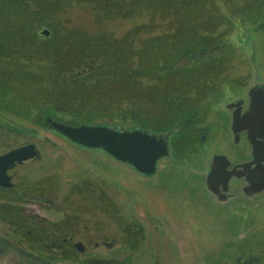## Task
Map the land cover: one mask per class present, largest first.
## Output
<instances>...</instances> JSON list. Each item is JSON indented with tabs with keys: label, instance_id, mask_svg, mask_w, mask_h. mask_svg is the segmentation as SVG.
<instances>
[{
	"label": "rangeland",
	"instance_id": "1",
	"mask_svg": "<svg viewBox=\"0 0 264 264\" xmlns=\"http://www.w3.org/2000/svg\"><path fill=\"white\" fill-rule=\"evenodd\" d=\"M222 1L208 0L204 9L195 10L185 21L193 33L185 35L184 43L179 41L178 45L195 48L189 57L183 53L173 59L177 56H168L167 52L159 56L162 61H179L174 69L186 64L185 67L196 70L192 73L194 80L187 83L183 81L185 78L177 81V77L168 85L161 79L155 83L144 78L139 87L137 83L133 85L135 94L129 85L119 93L111 90L108 92L112 98L106 97L107 104L94 103L87 110L91 112L95 106L107 110L110 107L109 116L97 118V123L109 122L124 130L140 126L152 134L175 132L170 139L171 155L160 162L159 168L161 173L167 168L179 169L173 171L178 173V180L174 182L195 192L194 205L190 208L193 222L170 225L174 233H181L180 228L184 230L183 238L188 246L179 240L176 252L166 249L162 253L142 252L143 248L148 249L145 245L148 239L173 237L168 225L145 220L146 210L150 216H156L149 202L157 200L158 180L147 183L128 165L73 145L32 122L28 125L37 134L28 144L36 145L40 158L26 161L9 172L13 188L0 187L1 232L19 240L23 248L50 255L52 262L54 256L55 264H235L241 253L258 256L264 264V195L251 207L219 204L206 194L203 183L209 161L226 142L221 125L222 114L227 111L224 104L230 97H239L254 80H264V0ZM134 23L129 20L120 24L130 30L135 28ZM51 35L50 32L48 37H43L49 39ZM22 56L10 68L38 70L43 85L31 86L17 78L15 92L20 87L22 95L28 88L25 98L33 94L38 103L49 106L47 97L51 85L43 70H39L49 67V63L39 57ZM146 60L151 59H143ZM84 81L86 85L93 84V81ZM159 85V90L154 88ZM41 86L43 92L39 90ZM154 90L159 97L166 93L167 100L174 99L176 103L172 106L180 103L183 109H197L200 123L196 127L208 125L212 129L206 139L193 131L185 132L181 122L187 118H174L166 110L165 101L155 99L158 96ZM98 91L103 92L104 88L100 86ZM138 96L140 102L134 100ZM57 112L65 124H71L77 117L75 111L62 108ZM134 116L141 117L142 121ZM66 235L73 238V243L83 242L86 251L72 250L65 254L53 248ZM203 238L208 250L203 249ZM112 241L117 242L112 249L102 245ZM96 243L101 245L96 247ZM17 255L12 253L1 258L0 264H16L17 258L20 261Z\"/></svg>",
	"mask_w": 264,
	"mask_h": 264
},
{
	"label": "trees",
	"instance_id": "2",
	"mask_svg": "<svg viewBox=\"0 0 264 264\" xmlns=\"http://www.w3.org/2000/svg\"><path fill=\"white\" fill-rule=\"evenodd\" d=\"M207 1L0 0V155L28 144L31 137L36 136L37 132L28 125L31 122L47 130V117L63 122L57 116L59 109L77 112L71 125L97 123V118L109 116L110 107L107 110L91 106L93 111L87 112L88 107L94 103L107 104L106 97L112 98L108 91L119 93L129 85L135 94L134 86L137 83L139 87L144 78L155 83L161 79L169 85L178 77L177 81L185 78L183 81L190 83L196 70L185 67L186 64L174 69L179 61H162L159 56L167 52L168 56H177L173 59L183 53L189 57L195 48L179 46L178 42L184 43L185 35L193 33L185 21L195 10L204 9ZM129 20H134L135 28L123 29L120 23ZM40 29L49 30L51 37L45 39ZM144 34L149 35L144 37ZM22 55L39 57L49 63V67L39 70H43V76L50 82L51 93L47 99L54 105H41L33 94L25 98L28 88L22 95L20 87L15 92L17 78L31 86L43 85L38 70L27 72L20 66L10 68ZM145 58L151 60L144 62ZM162 62L169 65L165 67ZM84 80L93 81L92 87L84 84ZM100 86L103 92L98 91ZM154 88L159 90L160 85ZM39 90L43 92V87ZM154 93L158 96L155 99L165 101L164 106L171 114L178 110L180 103L172 106L176 102L167 100L169 95L161 93L159 97L155 90ZM139 98L134 100L139 101ZM168 104L175 108L170 110ZM79 110H82L80 115ZM62 247L65 254L74 250L71 244ZM27 248L10 234L0 231V259L14 253L20 258L16 264H55L54 256L52 262L50 255L43 251Z\"/></svg>",
	"mask_w": 264,
	"mask_h": 264
},
{
	"label": "flooded vegetation",
	"instance_id": "3",
	"mask_svg": "<svg viewBox=\"0 0 264 264\" xmlns=\"http://www.w3.org/2000/svg\"><path fill=\"white\" fill-rule=\"evenodd\" d=\"M264 80L256 79L253 83L239 96V97H230L228 102L224 104V108L227 110L222 114L221 125L224 129V143L222 150L214 154L207 165V172L203 177V183L205 185L206 194L210 197H213L214 201L219 204H238L251 207L259 197L264 195V127L255 126L252 134L249 135V131L243 129V124L239 123L245 115L251 114L255 115L257 118L261 119L264 122ZM230 105L233 106L230 108ZM180 105L178 110L172 114L176 119L178 118H187L183 119L184 123L181 122L184 127H186L185 132L193 131L195 135L199 134L201 139H206L207 135L211 132V128H208V125L196 127L200 123L199 114L197 109L192 107L183 109ZM252 112V113H251ZM234 116H237L238 122L236 126L233 125ZM139 116H134L138 118ZM142 121L141 117H139ZM138 120V121H140ZM135 128L141 129L140 126ZM133 128V129H135ZM132 129V130H133ZM185 132H182L185 134ZM175 132L170 131L169 133H160L156 135H166L168 136L169 149H170V139ZM171 155V152H170ZM165 157L163 159L169 158ZM215 157H219L215 166H218L219 173L214 179L213 188L215 192L210 191L207 184V178L212 169V164ZM162 159V160H163ZM161 161V160H160ZM134 172V169L130 168ZM173 171H179V169L172 170L171 168L163 169L162 173L160 168H157V172L153 176H147L140 173L139 174L144 181L152 182L158 180L159 182V191L156 193L157 200L154 202H149L150 209L154 207L156 216H150L148 213L149 210L144 211L145 220L149 223L154 220L162 224H166L169 227L172 239L165 237H158L155 241H150L149 243L145 242L148 249L143 248L142 252L146 253H162L163 250H170L176 252L179 247L178 241H185L186 247L188 246V241L183 238L185 234L184 230L178 229L181 233H174L172 226L173 224L188 223L193 222V216L190 214V208L194 205L195 201V192L194 190H186L182 188L183 185L175 183L176 175ZM193 175V173L191 174ZM147 199V197H145ZM149 199V197H148ZM156 204V205H154ZM153 210V209H152ZM153 211V212H154ZM73 238L69 235L63 237L62 240L54 244L53 248H57L60 253L64 252V247L62 245L73 246L75 251H78L76 247L77 242L73 243ZM179 241V242H180ZM113 243L111 247L106 246V244ZM110 243L103 242L102 245L106 246L109 249H112L116 245V241ZM84 245V243H83ZM101 244L96 243V247H99ZM203 249L208 245L205 243L203 238ZM86 251L84 245V252ZM262 259L254 255H246L241 253L238 259L235 261V264H261Z\"/></svg>",
	"mask_w": 264,
	"mask_h": 264
},
{
	"label": "water",
	"instance_id": "4",
	"mask_svg": "<svg viewBox=\"0 0 264 264\" xmlns=\"http://www.w3.org/2000/svg\"><path fill=\"white\" fill-rule=\"evenodd\" d=\"M41 34L48 37L50 31L45 29ZM259 84L258 82V86H263ZM232 107L230 105V108ZM241 119L239 123L243 124V129L249 131V135L252 134L254 125L264 127V122L255 115L248 114ZM46 122L50 130L71 143L84 149L104 153L143 175H155L159 161L170 155L169 141L166 135H156L138 128L131 131L124 130L108 123L74 126L56 121L52 117H47ZM237 122V116H234L233 125L236 126ZM39 158L37 147L33 143L0 155V187L13 188L15 185L9 171L25 161ZM217 160L219 157L214 158L211 172L207 178L208 188L213 192H215L213 182L219 173L218 166H215ZM112 245L113 243L106 244L108 247ZM76 247L79 252L84 253L83 243H77Z\"/></svg>",
	"mask_w": 264,
	"mask_h": 264
}]
</instances>
